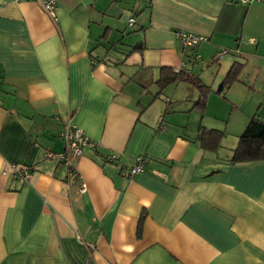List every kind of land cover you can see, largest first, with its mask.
<instances>
[{
    "label": "crops",
    "instance_id": "0c3cea01",
    "mask_svg": "<svg viewBox=\"0 0 264 264\" xmlns=\"http://www.w3.org/2000/svg\"><path fill=\"white\" fill-rule=\"evenodd\" d=\"M44 1L0 0V264H264V160L230 162L264 122V1L56 0L54 18ZM163 67L209 88L204 111L189 83L159 92ZM67 121L94 145L75 178Z\"/></svg>",
    "mask_w": 264,
    "mask_h": 264
},
{
    "label": "trees",
    "instance_id": "16d2710c",
    "mask_svg": "<svg viewBox=\"0 0 264 264\" xmlns=\"http://www.w3.org/2000/svg\"><path fill=\"white\" fill-rule=\"evenodd\" d=\"M239 68L240 66L238 64H235L230 68L218 89L219 93L224 89L229 88L235 82ZM175 82H186L195 86L199 91V98L194 106L201 111H204L209 96V88L194 74L185 71L174 72L166 67L161 68L159 78L156 81L159 87V92L169 84ZM166 105H170V102L168 101ZM222 137V131L206 129L204 127H200L197 134V140L201 147L211 150H215L219 146V141ZM260 160H264V122L254 117L248 122L245 129L240 134L237 145L233 149L230 162L237 163ZM140 228L141 225L139 224L137 234L140 233Z\"/></svg>",
    "mask_w": 264,
    "mask_h": 264
},
{
    "label": "built area",
    "instance_id": "2783aa9c",
    "mask_svg": "<svg viewBox=\"0 0 264 264\" xmlns=\"http://www.w3.org/2000/svg\"><path fill=\"white\" fill-rule=\"evenodd\" d=\"M241 2H252L258 1L262 2L264 0H239ZM43 8L51 16L55 17L56 0H45L43 3ZM135 23V18L130 17L128 19L127 25L132 27ZM177 36L181 40L184 47L194 48L202 42H207L208 37L203 35H196L192 33H186L183 31L177 32ZM226 51H222L218 56H221ZM198 57V56H197ZM60 136L65 141V149L59 152L57 155L61 161H63L71 170L73 178L79 177L78 171L72 165V159L82 155L83 148L85 146H94L93 142L86 136L82 129L71 125L68 121L64 123ZM54 154L51 152L45 153L46 158L52 157ZM145 156L139 155L136 158V163L133 167L129 169L130 174H138L144 170ZM13 177L18 179L27 180L31 176V171L29 168L17 166L16 164L11 165ZM85 191L84 183L79 185V192Z\"/></svg>",
    "mask_w": 264,
    "mask_h": 264
}]
</instances>
